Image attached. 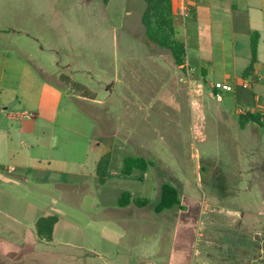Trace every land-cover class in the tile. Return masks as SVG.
Wrapping results in <instances>:
<instances>
[{"label":"rangeland","instance_id":"rangeland-1","mask_svg":"<svg viewBox=\"0 0 264 264\" xmlns=\"http://www.w3.org/2000/svg\"><path fill=\"white\" fill-rule=\"evenodd\" d=\"M135 7V0H0V124L13 136L7 115L33 120L26 114H36L35 150L54 148L63 171L66 160L79 165V176L60 177L84 184L79 196L89 195L105 155L121 170L126 159L145 158L159 181L184 199L189 231L201 222L210 227L200 215L206 202L216 213L263 204L264 130L256 137L239 132L191 104L185 70L169 51L146 43L144 50L163 56L140 59L144 50L130 35H141L142 13ZM29 84L39 97L29 96ZM121 188L145 192L136 181ZM222 217L224 227L240 221L239 215ZM254 222L255 264H264V220ZM67 228L62 225L59 235L68 240ZM9 263L0 255V264Z\"/></svg>","mask_w":264,"mask_h":264},{"label":"crops","instance_id":"crops-1","mask_svg":"<svg viewBox=\"0 0 264 264\" xmlns=\"http://www.w3.org/2000/svg\"><path fill=\"white\" fill-rule=\"evenodd\" d=\"M171 2L177 36L185 45V62L180 68L185 70L190 103L239 132L251 131L254 137L259 136L264 128L251 122L242 126L239 109L259 117L264 124V0ZM135 3L136 10L143 14L142 3ZM137 28L141 35H130L144 50L148 39L141 19ZM157 53L144 50L139 57L150 60L163 56ZM215 83L229 84L233 90L218 92L213 88ZM27 87L29 96L39 97L38 87ZM63 94L61 90L60 98ZM26 116L33 120H16L7 115L13 136L3 122L0 124V255L9 264L30 260L38 264L256 263L253 253L259 245L255 244L254 221L264 220V203L216 213L206 202L200 215L208 217L210 227L201 222L189 231L188 212L184 213L181 206L184 199L179 197L180 205L175 208L157 211L167 182L159 181L154 166L126 176L121 168H112V163L106 182L99 183L96 166L89 195L79 196L84 184L60 180L62 174L79 176V165L66 160L63 171L57 166L62 159L57 158L54 148L36 151L39 119L36 114ZM51 122L55 123V119ZM164 171L166 174L167 167ZM125 181H136L145 192L138 190L136 194V190L121 188ZM124 192H130L135 199H148L150 204L120 207ZM223 214L239 215L240 221L224 227ZM47 217L59 219L52 239L41 237L37 230L39 220ZM82 219L84 225L79 224ZM67 224L68 240L59 235L61 226ZM261 254L263 260L264 250Z\"/></svg>","mask_w":264,"mask_h":264},{"label":"trees","instance_id":"trees-1","mask_svg":"<svg viewBox=\"0 0 264 264\" xmlns=\"http://www.w3.org/2000/svg\"><path fill=\"white\" fill-rule=\"evenodd\" d=\"M142 1L146 4V7L142 14L141 23L145 29L148 44H152L160 50L169 51L174 57L175 64L182 66L185 62V45L177 36L171 0ZM103 2L105 5H108L110 0H103ZM249 122L264 128V124L261 123L259 117L248 113L240 118L242 126ZM150 166H153V164L143 157H130L125 160L122 173L126 176H131L135 170L145 172ZM110 167L111 156L107 154L97 165L96 172L100 184L106 182ZM131 203L139 207H145L150 204L148 199H135L130 192H124L119 200L120 207H126ZM179 205L180 200L177 188L170 184H164L157 211L172 209ZM58 222V217L42 218L37 224L38 234L41 237L45 236L52 239L55 226Z\"/></svg>","mask_w":264,"mask_h":264},{"label":"built area","instance_id":"built-area-1","mask_svg":"<svg viewBox=\"0 0 264 264\" xmlns=\"http://www.w3.org/2000/svg\"><path fill=\"white\" fill-rule=\"evenodd\" d=\"M214 90L218 91V92H230L233 90V87L229 84L226 83H215L213 85ZM219 95V94H218ZM218 97V96H217ZM248 114L247 111L245 109H239V115L243 116ZM33 116V115H30Z\"/></svg>","mask_w":264,"mask_h":264}]
</instances>
